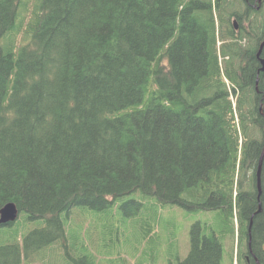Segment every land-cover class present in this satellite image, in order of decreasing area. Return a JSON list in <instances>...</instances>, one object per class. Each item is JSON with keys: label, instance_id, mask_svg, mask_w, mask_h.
<instances>
[{"label": "trees", "instance_id": "16d2710c", "mask_svg": "<svg viewBox=\"0 0 264 264\" xmlns=\"http://www.w3.org/2000/svg\"><path fill=\"white\" fill-rule=\"evenodd\" d=\"M29 2L0 0V264H109L146 196L218 211L236 264H264V0ZM188 239L169 264H222L205 223Z\"/></svg>", "mask_w": 264, "mask_h": 264}, {"label": "rangeland", "instance_id": "374dc122", "mask_svg": "<svg viewBox=\"0 0 264 264\" xmlns=\"http://www.w3.org/2000/svg\"><path fill=\"white\" fill-rule=\"evenodd\" d=\"M33 1L34 0H30L29 7ZM139 198L137 196L132 197V195L129 194L120 199L121 202L128 199L140 201L141 199ZM142 202L144 205L139 212V216L135 219H132V216L124 215L123 210L117 208L115 212V221L119 223L122 228L127 224L129 229L132 228L134 230V234H123L124 236L120 238L119 242L114 241L109 244L103 242V244H99V248L105 253L109 264H123L125 261L124 257L127 258L126 264H169L170 262L168 260L172 258L174 259L172 263H176V255H180V259H183L188 252V232L191 224L195 221L205 223L208 231L213 230L221 237L223 242L222 264H236L235 247L233 248V244H231L229 229L221 222L218 211L186 210L176 205L160 204L157 199L148 196H146L145 200ZM127 211L129 212V210ZM91 212L99 215L102 230H104L107 224L109 227L114 224L110 210H108V212ZM160 223L163 224L166 232L163 238L156 234L149 239L148 244L150 248L153 247V252L155 254L149 257V253H147L148 244L145 243L144 238L140 239V237L147 234L149 228H157L158 231L155 232L158 233L161 228ZM2 229L3 228H1V230ZM162 230L164 231L163 228ZM139 240L140 242L138 243ZM167 240H169V242L164 245ZM232 254L234 255L233 261Z\"/></svg>", "mask_w": 264, "mask_h": 264}, {"label": "water", "instance_id": "95a60500", "mask_svg": "<svg viewBox=\"0 0 264 264\" xmlns=\"http://www.w3.org/2000/svg\"><path fill=\"white\" fill-rule=\"evenodd\" d=\"M234 27H237V23L236 21H234ZM264 45V41L261 42L259 49L257 51V55H259L261 53L262 47ZM261 70H264V59H261ZM264 158V147L262 148L261 154L259 156V162H258V170L256 173V179H257V188L258 191H261V187H260V167H261V162L263 161ZM18 214V209L16 207V205L13 202H7L5 203L1 208H0V225L1 224H6L9 223L11 221H14L15 218L17 217Z\"/></svg>", "mask_w": 264, "mask_h": 264}, {"label": "bare ground", "instance_id": "6f19581e", "mask_svg": "<svg viewBox=\"0 0 264 264\" xmlns=\"http://www.w3.org/2000/svg\"><path fill=\"white\" fill-rule=\"evenodd\" d=\"M259 161V160H258ZM263 162V161H262ZM262 162H261V167H260V173H259V175H261V168H262ZM257 170H258V168H257ZM257 173V172H256Z\"/></svg>", "mask_w": 264, "mask_h": 264}]
</instances>
